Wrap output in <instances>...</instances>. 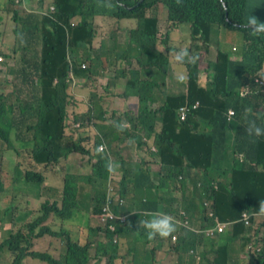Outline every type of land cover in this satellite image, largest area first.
<instances>
[{
  "label": "trees",
  "instance_id": "1",
  "mask_svg": "<svg viewBox=\"0 0 264 264\" xmlns=\"http://www.w3.org/2000/svg\"><path fill=\"white\" fill-rule=\"evenodd\" d=\"M105 2L26 0L30 7L38 5L39 11L29 18L35 40L30 43L32 50L12 59L16 79L27 85L26 97L21 100L0 88V198L13 197L4 211L0 208V254L7 255L6 264H102L103 255L105 264H264L261 229L254 245L259 250L242 256L233 244L241 224L216 242L177 223L178 240L157 236L151 251L141 239L147 237V230L135 223L137 218L151 219L153 213L181 217L183 208L190 220L197 213L205 227L211 221L205 215L204 202L222 220L250 207L255 210L264 200V137L249 136L245 130L253 119L264 127L260 76L264 73V38L244 27L253 16L264 22V0H180L179 4L176 0H111V8L102 6ZM164 6L167 17H162ZM72 20L77 26L71 27ZM104 23L114 26L106 31ZM127 32L129 42L116 43L120 33ZM176 32L181 40L174 41ZM5 33L0 23V34ZM79 43L90 46L89 68L68 60L76 57L73 47ZM114 44L118 47L111 52ZM180 48L190 53L197 50V62L175 64L174 54ZM105 52H111L115 78L123 81L119 99L126 101L120 106L125 119L121 114L108 119L125 132L124 121L145 131L122 138L130 155L126 166L113 168L123 177L121 189L113 185L114 190L108 184L111 167L106 156L94 148L90 132L76 130L78 135L70 141L72 136L61 128L68 103L63 82L68 69L74 66L78 74L88 75L94 92L103 77L105 56L101 54ZM134 57L139 68H128L126 64L131 65ZM172 71L186 75L187 88L181 94L171 92L168 76ZM5 79L10 83L8 76ZM16 90L12 86L6 91L13 94ZM130 95L138 101L127 104ZM157 101L160 105L152 108ZM100 107L97 102L89 108L87 102L76 104L70 117L89 124L102 118ZM181 107L187 111L184 121L178 119ZM230 109L235 114L228 121ZM226 131L236 134L242 155V161L234 159L228 179L232 185L240 181L244 192L241 200L232 197L227 202L221 192L197 186V181L209 183L206 173H193V188L186 177L191 169L204 168L216 134ZM4 151L15 154L11 168L3 162ZM72 152L90 153L96 160L83 158L85 171L72 174L66 162ZM130 177L134 179L132 189L127 186ZM32 187L41 191L40 209L34 215H18L16 199ZM145 188H164L169 194L162 197ZM121 196L127 199L122 204ZM161 201L167 206L162 212L158 211ZM29 216L34 218L20 223ZM114 222L116 229L112 228ZM246 240L239 241L240 249ZM92 253L97 255L95 263L89 261Z\"/></svg>",
  "mask_w": 264,
  "mask_h": 264
},
{
  "label": "clouds",
  "instance_id": "2",
  "mask_svg": "<svg viewBox=\"0 0 264 264\" xmlns=\"http://www.w3.org/2000/svg\"><path fill=\"white\" fill-rule=\"evenodd\" d=\"M176 2L179 4L180 0H176ZM102 6L111 8V0H106ZM37 11H39L38 5L30 7V5L26 3V0H0V23L6 29L5 35L0 34V71H5L6 67L14 70L15 79L10 78V74H6L4 76L5 78L8 76L11 84L8 83L6 79L4 80L9 84L8 88L12 86H14L15 89L16 87L18 88V90H16L17 93L13 92V94L7 93L6 90L8 88H3V90L6 94H10L14 97L18 96L21 100H24L26 97L25 93L27 85L20 83V81L16 79L17 71L12 59H14L19 53L26 52L29 49L32 50V45L30 46V43L35 40V37L30 29L29 18L31 17V13ZM70 24L72 27L77 26L78 23L76 20H72ZM244 27L247 28L251 34L264 38V22L260 21L257 17H250ZM92 39L95 40V38ZM73 48L76 57L74 59L68 57V60L70 62L73 60L75 64L80 65L82 68H89L91 63L89 57L90 46H88V44L79 43ZM111 52H105L101 54L102 56H105L103 77L99 80V84L94 89V92L90 90L88 75L78 74L75 71L74 66H71L68 69L66 78L63 80L64 86L68 88L67 91H65L68 96V103L65 107L66 117L62 121L61 128L64 130V134L72 136L70 141L78 135V132H80L79 128H81L83 132H90L91 136L93 137L92 144L94 148L106 156L107 163H109L111 167V173L108 175V184L110 188L114 190L117 187L121 189V181L123 177H120V174L113 168L126 166L128 164L127 159L130 155L129 149L123 145L124 142L122 141V138H125L126 140L128 137H136L139 132L141 130L144 131V129L140 125L133 127L129 121H124L123 124L128 129L127 132H125L126 130L122 129L120 126H117L114 124V122L108 119V117L111 116L118 117L119 114H121L123 119H125V111L121 110L122 107H120V101H124L122 106H124L126 103L124 99H119V97L123 94V81L121 79L115 78L113 74L112 65L109 62V56ZM40 55L41 53H39L38 59L40 58ZM198 58V54L190 53L187 48H180L174 54V63L177 65L195 64ZM206 58L207 55L204 57V59ZM134 59L137 60V58L134 57L133 61ZM126 66L128 68H132V64H126ZM2 67L3 69H1ZM175 76L180 82L186 80V75L184 73L177 72ZM260 76L261 83L264 85V80H262L264 79V73H261ZM54 82L59 83L57 79H55ZM116 84L121 85V92L114 93L111 90V87ZM132 97L135 99L129 101V99ZM137 101V96L130 95L127 104ZM86 102L88 108L91 104L96 102L97 105L101 106L100 108L104 112L101 119H95L91 121V123L85 124L70 117V110L74 105L85 104ZM159 105L160 104L157 101L156 104L152 106V108H157ZM234 114L235 113L233 109L228 110L226 115L227 120L230 121ZM186 116L187 111L185 110V107H181L180 111L178 112V119L180 121H184ZM79 123H83L84 126L79 125ZM76 130H78V132ZM245 130L249 136H254L256 138L264 137V127L257 125L254 119L248 121ZM221 137H223L224 140ZM96 138H100L101 141L97 142ZM235 139L236 134H234L232 131H226L223 135L216 134L212 149L206 153L204 168L191 169L190 174L186 176L189 184H192L191 177L193 173H206L210 177L209 183L205 184L202 181H197L196 184L198 187L200 185H205V188L211 193L221 192L224 196L225 202H227V200H231L232 197H234L236 200H241L244 195L242 190L243 184L238 181L232 185L230 179H228L229 172L233 168L234 159L242 161V155L238 152ZM70 154L71 156H74L75 152ZM82 154L93 157L90 153ZM69 158L68 161H66L68 165ZM93 158L96 160L95 157ZM113 185L116 188H114ZM127 186H129L131 189L134 187L133 177L127 179ZM36 192H38V190H36ZM155 193L165 197V194L159 192ZM120 198L121 199L119 202L121 204L127 200L123 196ZM109 201L113 202L111 195H109ZM204 205L205 215L211 221L210 225L202 227L201 220L197 213L190 220L188 214L183 208L180 209L181 217H173L167 213H153L152 218L149 220L144 221L143 219H140L139 221V218H137L135 221L136 225H142L147 230V237L141 239H144L147 242L149 248L152 251L156 246L155 240L153 239H155L157 236L162 239L170 237L173 242L178 240L180 235L177 231L178 224L184 227V229L189 230L190 233L202 234L205 237L214 238L216 242H218V238L221 235H224L226 230L229 232L233 230L234 232L236 224H241L242 230L237 233L238 237L235 239L234 243H237L242 239H246L250 227L255 229V233L259 232L260 229L264 231V200L260 202L259 206L256 207L255 210L250 207L247 210H241L234 218H226L222 220L215 216L208 202H204ZM166 207L167 206H164V201H161L158 205V208H160L158 211L162 212V209H166ZM127 217V214H125L124 218ZM258 219L260 220V223L256 225ZM117 227L118 226L116 222L112 223L113 229H116ZM223 244L228 245L226 242H223ZM195 245L201 247L204 244L195 242ZM205 249L202 248L201 250ZM256 249L258 248L253 246L252 249L246 253L255 251ZM236 250L238 253H240V255H244V250L240 249L238 245H236ZM96 258L97 255H95L94 262H92L90 258L89 261L91 263H95ZM100 258V262L102 263V257L100 256Z\"/></svg>",
  "mask_w": 264,
  "mask_h": 264
},
{
  "label": "rangeland",
  "instance_id": "3",
  "mask_svg": "<svg viewBox=\"0 0 264 264\" xmlns=\"http://www.w3.org/2000/svg\"><path fill=\"white\" fill-rule=\"evenodd\" d=\"M162 17H167L166 6H164V8L162 10ZM113 24L114 23H104L103 26L106 28V31H108L109 27L114 26ZM173 38H174V41H178V40L182 39L181 34L179 32L174 33ZM129 40H130L129 32H127V34L120 33L119 37L117 38L116 43H118L119 41H122L119 44H126L129 42ZM117 47H118L117 44L112 45L111 51L116 50ZM193 53L198 54V51L194 50ZM132 67H136V68L139 67V64H138L136 59H134V61L132 63ZM1 69H3V67ZM14 73H15V71L9 67H6L5 71H3V72L0 71V88L5 89V88L9 87V84L4 80L5 79L4 76L6 74H10V78L15 79ZM176 73H177L176 71H172L171 75L168 76V79H169L168 82H169L171 92L173 94H181L184 91H186L187 84L185 82L178 81L176 79V76H175ZM111 90L114 93L121 92V85L116 84V85L111 87ZM134 99L135 98L132 97L129 99V101L134 100ZM123 104H124V101H120V105L122 106ZM79 131L83 132L81 130V128H79ZM14 155L15 154L13 151H4L3 162H5V165L7 166V168H11L13 166V164L15 162ZM83 158L90 159V157L88 155H74V156H71L69 158V172L70 173L78 174V173H82L85 171V169L83 168V166L81 164V160ZM191 187H194V184H191ZM36 190H37V188L32 187L31 189H28L27 192L23 196L18 195V197L16 199V204L18 206V211H17L18 215L26 216L28 213H32L34 215L33 212H38V210L40 209V203H39L40 202V198H39L40 192L38 191V193H37ZM145 190L147 192H150V193L159 192V193H162L165 195L169 194L168 190H166L164 188H162V189L145 188ZM14 193H17V190H15ZM12 201H13V197L11 196V194L6 198H3V199L0 198L1 210L4 211L12 203ZM33 218H34V216H29V217H26L24 220H19V221H20V223H24L25 220H31ZM259 223H260V220L258 219L256 222V225H258ZM2 226H1V228H2ZM4 226L6 229L9 227L7 223H4ZM0 233H1V231H0ZM224 236L225 237L229 236L228 230H226V232L224 233ZM230 241H232V238H230ZM239 243L240 242H237L234 244H235V246L236 245L240 246ZM256 243H257V236L255 233V229L253 227H250L249 233L247 235V240H246L244 248H243L244 253H246L250 247L256 245ZM89 258L92 262H94L95 254H93V253L90 254ZM106 262H107L106 256L103 255L102 256V263H106ZM6 263H8L7 255L0 254V264H6Z\"/></svg>",
  "mask_w": 264,
  "mask_h": 264
}]
</instances>
